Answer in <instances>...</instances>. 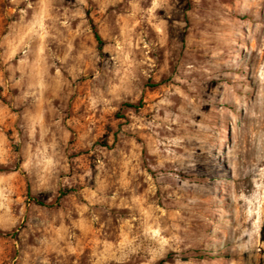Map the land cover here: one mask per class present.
Returning a JSON list of instances; mask_svg holds the SVG:
<instances>
[{"label": "rangeland", "instance_id": "374dc122", "mask_svg": "<svg viewBox=\"0 0 264 264\" xmlns=\"http://www.w3.org/2000/svg\"><path fill=\"white\" fill-rule=\"evenodd\" d=\"M0 264H264V0H0Z\"/></svg>", "mask_w": 264, "mask_h": 264}, {"label": "trees", "instance_id": "16d2710c", "mask_svg": "<svg viewBox=\"0 0 264 264\" xmlns=\"http://www.w3.org/2000/svg\"><path fill=\"white\" fill-rule=\"evenodd\" d=\"M93 32H94V35H95V38H96L98 44L101 45V44H102V39H101V37L99 36V34L97 33V31H96L95 28H93ZM125 106L130 107V108H135V109H137V108H140V107L142 106V103L139 102V103L136 104V105H134V104H126ZM66 192H67V191H66ZM34 200H35V202H36L37 204L42 205V206H46L44 202L39 201V200H37V199H34Z\"/></svg>", "mask_w": 264, "mask_h": 264}]
</instances>
